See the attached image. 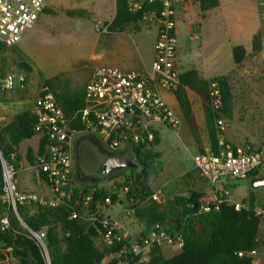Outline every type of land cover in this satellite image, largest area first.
<instances>
[{"label": "rangeland", "instance_id": "obj_1", "mask_svg": "<svg viewBox=\"0 0 264 264\" xmlns=\"http://www.w3.org/2000/svg\"><path fill=\"white\" fill-rule=\"evenodd\" d=\"M48 2L50 4L46 7L47 10L45 9L37 23L26 31L19 41L0 49V86H3L4 75L8 73L12 76L14 88L0 89V127L6 124L14 113L28 109L23 105H32L33 102L30 101H33L46 79L56 78L53 83L57 91L83 88L91 69L98 64L92 55L97 52L96 48L100 46L103 35H106L101 34L106 32L99 31L103 30L111 20L114 0H48ZM183 2L186 1H175L174 16L176 42L178 52H181L182 68L195 66L199 69L201 66L203 68V65H209L212 68L205 71L206 77L226 73L232 96L231 116L225 118L227 133L236 143H249L256 148H264V0H219V7L210 10L203 20L197 15V7L191 6L187 9ZM71 8H83L86 15L79 19H71L65 14V10ZM156 24L157 20L147 15L123 29L128 32L134 31L138 39L136 48L131 41L128 42L127 54L134 56L139 52L146 59L149 58ZM256 32L261 37L263 50L251 54V40ZM97 37L100 38L99 45L95 42ZM236 45H242L246 49L250 47L248 51L245 49L247 55L239 65L234 64L232 57V48ZM131 60L129 58V61ZM152 61L148 69L151 68ZM21 62L28 64L30 70L26 71L19 66ZM18 72L26 76L25 86L21 90H15L18 87L16 74ZM166 96L169 97L170 102H175L172 95L166 94ZM188 96L204 143L206 133L203 130L200 100L192 92H188ZM155 127L159 133V143L153 151L159 152L160 158L150 166L149 184L158 194V200L155 201L166 207L170 213L176 211L171 198L175 194L186 193L187 175L183 176V174L193 166L192 156L198 151L190 128L184 120L178 129L161 124H155ZM36 139L37 135H34L29 140L22 141L17 149L19 159H16V153L14 155L18 166L21 165L20 167L23 168L18 172V176L24 180L25 188L40 192L43 185L40 187L33 181V168L26 157L28 149L31 148L28 144H34ZM77 143L81 148L78 170L84 175L100 178L93 184L109 188L110 192L120 191L118 201L108 206L111 208L110 213L116 215V219L126 228L125 232L132 240L137 239L139 233L146 230L134 216L136 200L130 198L127 201L124 198L126 190L121 186L128 180L131 168L121 166L120 155L123 154L112 153L107 148L104 138H101V143L105 151L100 150L94 141L87 138ZM127 154L132 156L130 152ZM126 187L128 190V186ZM229 192L233 199L242 198L245 192L244 183L239 182L236 186L229 187ZM127 208L131 212L123 211ZM24 215L26 220L31 214L25 212ZM8 218L11 222L10 215ZM168 219L172 220L173 216H169ZM164 226L168 227V224ZM16 227L23 229L19 223ZM258 238L261 245L251 254L252 262L264 264V217L260 219ZM95 244L100 248L107 247L98 239L95 240ZM46 246L50 255L51 249L47 242ZM159 247L166 258L179 252V249L165 242ZM0 255L3 256L0 264H17L18 258L13 257L7 249L0 248ZM129 258L110 256L107 253L103 262L129 264ZM144 258L145 254L139 257L135 264L146 261Z\"/></svg>", "mask_w": 264, "mask_h": 264}, {"label": "built area", "instance_id": "obj_2", "mask_svg": "<svg viewBox=\"0 0 264 264\" xmlns=\"http://www.w3.org/2000/svg\"><path fill=\"white\" fill-rule=\"evenodd\" d=\"M143 1L155 0H132L129 8L137 10ZM47 3L48 0H0V46L6 48L19 41L37 23ZM174 16L173 0H161L150 69L139 72L105 65L94 67L83 86V106L73 112L66 114L49 88L41 86L31 110L35 116L34 132L44 139L43 151L36 155V161L31 165L35 182L40 187L43 185L40 192L20 188L17 174L22 168L15 164L14 152L9 154V158H4L0 152V203L3 204L0 228L10 226L8 217L12 214L22 225L24 234L34 240L45 264H51L46 246L47 226L33 229L24 220L25 212L33 216L40 208L69 206L72 209L69 218L81 219L87 227L94 226L101 243L107 247L115 243L121 245L116 252H110V256H124L126 259L147 256L154 244L163 242L181 248V236L177 232L170 234L164 228L146 230L135 240L121 231L117 222L105 212L108 206L113 205L109 194L93 204L92 194H81L84 182L76 176L73 151L75 137L92 135L100 140L104 138L111 152H130L133 157L135 147L149 148L154 141L155 131L158 132L155 124L179 128L182 116L177 104L166 96L174 97L179 86ZM16 74L18 87L15 90H21L26 76L22 72ZM1 89H14L10 74L4 75ZM210 92L214 96L213 107L218 108L220 93L216 82L210 83ZM215 123L217 152L210 150L192 156L194 168L212 187L209 194L199 199V211L203 212L218 209L221 203L228 202L225 188L213 190L220 179L227 178L236 183L253 173L264 176V148L228 142L224 137L227 128L225 118H218ZM75 188H79L76 193ZM123 190L127 191V187ZM151 199L158 200V194L153 193ZM231 204L235 209L243 207L238 202ZM251 210L264 217V204L252 206ZM123 211L131 212L128 208ZM99 264H104L103 259Z\"/></svg>", "mask_w": 264, "mask_h": 264}, {"label": "trees", "instance_id": "obj_3", "mask_svg": "<svg viewBox=\"0 0 264 264\" xmlns=\"http://www.w3.org/2000/svg\"><path fill=\"white\" fill-rule=\"evenodd\" d=\"M202 16L204 13L216 7L218 0H198ZM46 9V8H45ZM43 10V12L45 11ZM161 9V0L153 2L143 1L137 10L129 8V0H115V14L107 23V31H122L128 24L142 20L144 16H152L157 19ZM47 10V9H46ZM65 14L71 19H79L86 15L82 8L66 9ZM3 48L0 46V49ZM261 51V37L256 32L251 40V54ZM247 55L242 45L232 48L234 64L239 65ZM26 71L30 66L24 62L19 63ZM56 78L46 79V85L53 93L56 101L62 106L66 114L83 106V88L72 90H55L53 81ZM26 82V79H25ZM216 82L220 93V106L214 108L212 101L214 96L210 92V83ZM1 89V87H0ZM227 75H218L209 79L202 78L195 68L185 70L179 74V86L174 91L179 114L189 126L194 142L200 145V135L195 123L188 92L196 94L201 103L203 120L207 130L210 150L217 152V128L216 119L230 118L231 91ZM35 116L30 110H25L13 115L6 124L0 127V152L4 158L16 153L20 143L30 139L34 132ZM85 138L95 142L102 151L104 146L101 140L92 135H84ZM82 138V137H81ZM76 142L79 137H76ZM159 142V133L155 131V138L149 148L138 146L133 149L135 168L130 170V180L121 188L128 186L124 192V198L136 200L134 211L135 218L140 221L144 230L164 228L168 233L177 232L182 239V246L178 253L166 258L163 256L159 245L154 244L149 250V259L139 264H251L250 253L256 251L261 241L258 238L260 217L252 210V194L249 197V208L235 209L230 203H221L218 209L199 211L200 193L191 191L189 196L174 195L171 198L176 207L175 213H168L167 208L151 199L149 170L159 154L153 151ZM44 139L41 138L36 152L27 151V161L33 165L36 155L43 151ZM203 152V149H199ZM113 153V152H112ZM117 153V152H114ZM15 159V164H17ZM80 180L84 182L81 194H92L91 204L103 199L110 194L112 204L116 202L119 190L110 192L109 188L97 187L93 182L100 178L90 177L79 172ZM1 165H0V193H1ZM79 188H75V193ZM122 191V189H121ZM74 193V197L75 194ZM76 209H79L76 208ZM69 206L56 209L40 208L33 216L25 220L33 229L47 226L46 242L51 249V264H99L104 256L110 252H116L120 248L119 243L110 247L100 248L95 244L97 230L94 226L87 227L85 222L78 218H69L71 212ZM3 204L0 203V213ZM21 212V211H19ZM173 216V219H168ZM11 224L6 229L0 228V248H5L17 259V264H45L34 240L27 237L24 230L17 228L18 221L11 214ZM168 224V227L164 225ZM3 258L0 255V259ZM139 256L129 258V264L138 262Z\"/></svg>", "mask_w": 264, "mask_h": 264}, {"label": "crops", "instance_id": "obj_4", "mask_svg": "<svg viewBox=\"0 0 264 264\" xmlns=\"http://www.w3.org/2000/svg\"><path fill=\"white\" fill-rule=\"evenodd\" d=\"M131 1L132 0H129V3ZM175 1L176 0H173L174 8H175ZM182 1H186L185 3L183 2V5L186 4L187 9L190 8L191 6L197 7V10H198L197 11V13H198L197 15L202 20L206 16H208L210 10H212V9L214 10L216 7L218 8L219 7V4H220L219 3V0H218V5L216 7H214V8H212V9L207 10L204 13V15L202 16L201 11H200V8H199L198 0H182ZM49 4L50 3L48 2L47 3V6ZM114 14H115V0H114V12L111 15V19L113 18ZM42 15H43V13L40 15V17ZM40 17H39V19H40ZM156 30H157V24H156L155 30H153L152 41H151V45H150L151 48H150V51H149V58L148 59H146V57H144L139 52H137L134 56H130L129 54H127V51H128L127 50V44H128L129 41H131V43H133L134 47L136 48V41L138 39H136V36L137 35H134V34H136V33H133L134 31L133 32H128V31L122 30V31H118V32H111V31H107V29H103L101 31L98 30L99 32H106V33H101V34H106V35H103V37H102L103 39H102V42H101L100 46L98 48H96V51L97 52H95V54L92 55V58L98 63L94 67H97V66H100V65H105V66L108 65V66L116 67V68H118L120 70H123V71H127V70H135V71H139V72L146 71L149 68L151 61L153 60V52H154L153 51V45H154ZM174 36H175V44H176V66H177V68H178V70H179L180 73L183 72V71H185V70H188V69H191V68H195L198 71V74L202 78L209 79V78L218 76V75H215V76H212V77H206V76H204L205 71L206 70H209L210 68H212L209 65L208 66L203 65V68L204 69L202 68V66L199 69H197L195 66H192L191 68H182V66H181V64H182V61L181 60L182 59H181V56H180L181 55V52L180 53L178 52V49L179 48L177 47V42H176V29L175 28H174ZM99 41H100V38L98 39V37H97L95 39L96 44L99 45ZM249 49H250V47H249ZM249 49H246V50L248 51ZM261 50H263V47H262ZM129 58H131L132 60L129 61ZM103 63H106V64H103ZM211 63H213V62H211ZM92 69H91V71H92ZM36 95H37V93H36ZM30 102H33V101H30ZM173 103L175 104L176 101L173 102ZM23 106H27L28 107L27 110H30L31 111L32 110L33 103H32L31 106H30V104L23 105ZM192 112H193V115H194L195 112L193 111V109H192ZM202 117H203V114H202ZM194 119H195V116H194ZM182 123H183V120H182ZM195 123H196V121H195ZM203 123H204V120H203ZM196 125H197L198 131H199L200 130L199 124L196 123ZM203 130H204V133H206V137H205L204 143H203L202 136H201V134H199L200 135V145L199 146L196 145L198 152H200V150H199L200 148L203 149V152L210 151V144H209V140H208L207 131L205 130V124H204V129ZM35 135H37V134H35ZM224 136H225V138L227 136L226 140L228 142L233 143V144H239V143H236V141L234 142L231 139L233 137L232 136H229V134L227 133V130L224 133ZM78 137L80 138L79 141L81 139L85 138L84 135L83 136H78ZM27 140H29V139H27ZM39 140H40V137L37 135L36 142L34 144H28V145L31 146V148H29V149H31L33 153L36 152V150L38 148ZM76 140L77 139H75V141H74V144H73L74 146L79 144V143L76 142ZM157 153L159 154V157L157 158V160H158L160 158V153L159 152H157ZM74 155H75V152H74ZM79 172L80 171L78 170V166H77V163H76V176L78 177V180L81 181L80 180V177L78 175ZM183 176H186V179H187V184H186L187 189L185 191L186 193H183V194H175V195L189 196L190 193H191V191H195V192L200 193V195H201L200 198H202L204 195L209 194L211 192V190H212L211 185H209L198 174L197 170L194 168V165L191 168H188L186 170V173L183 174ZM32 178H33V181H35L34 180V171H33V174H32ZM149 178H150V174H149ZM263 178H264V176L262 174H260V173H253V174H250L247 179L242 180V181H239V182L244 183V187H245V192L243 193L242 198H239V199H233L232 196H231V194H230V192H229V187L231 188L233 186H236L239 183V182H236L235 183L231 179H227V178L220 179L214 185V189L213 190H215V189L217 190V189H220V188H225L228 191V202L227 203H230L231 204L233 202H238V203H240L245 208H248L249 207V197L252 194V198H253L252 206H260V205L264 204V186H259V185L255 184V183H257V181H259L260 179H263ZM17 183H18V185H19L20 188L26 189L25 186H24V184H23L24 183V180L22 178H20L18 176V174H17ZM148 184H149V180H148ZM95 186L101 187L100 185L99 186L98 185H95ZM149 186H150V184H149ZM150 188H151V186H150ZM153 193H155V192L153 191ZM118 197H119V195H118ZM110 211H111V208H109L105 212H106L107 215H109L111 217L112 220H114V221L117 222L120 230L123 231V232H125L126 228L122 224H120V221L117 220L116 217H115L116 215L115 214H111ZM125 213H128V212H125ZM261 218H263V217H260V219ZM142 233H144V232L139 233V235H141ZM125 234L128 236V233L127 232H125ZM172 245L174 247H176L177 249L180 250V248L177 247L175 244H172ZM252 253H250V255ZM144 259H146V261H147L149 259V256H145ZM251 264H253V262H251Z\"/></svg>", "mask_w": 264, "mask_h": 264}, {"label": "water", "instance_id": "obj_5", "mask_svg": "<svg viewBox=\"0 0 264 264\" xmlns=\"http://www.w3.org/2000/svg\"><path fill=\"white\" fill-rule=\"evenodd\" d=\"M121 157V166L125 167V166H128L130 168H135L136 167V163L134 161V158L128 154H123V155H120ZM123 159V160H122ZM259 186H264V178L263 179H260L259 181H257V183H255Z\"/></svg>", "mask_w": 264, "mask_h": 264}, {"label": "flooded vegetation", "instance_id": "obj_6", "mask_svg": "<svg viewBox=\"0 0 264 264\" xmlns=\"http://www.w3.org/2000/svg\"><path fill=\"white\" fill-rule=\"evenodd\" d=\"M75 147V163L78 164V160H81V152H80V146L78 147L77 145L74 146ZM81 165V164H80ZM81 172V171H80Z\"/></svg>", "mask_w": 264, "mask_h": 264}]
</instances>
